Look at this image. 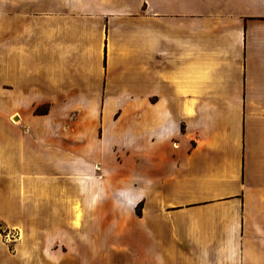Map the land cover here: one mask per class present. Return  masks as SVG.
<instances>
[{
    "label": "crops",
    "instance_id": "obj_1",
    "mask_svg": "<svg viewBox=\"0 0 264 264\" xmlns=\"http://www.w3.org/2000/svg\"><path fill=\"white\" fill-rule=\"evenodd\" d=\"M94 162L142 202L117 263L264 264V0H0V264L82 230Z\"/></svg>",
    "mask_w": 264,
    "mask_h": 264
},
{
    "label": "rangeland",
    "instance_id": "obj_2",
    "mask_svg": "<svg viewBox=\"0 0 264 264\" xmlns=\"http://www.w3.org/2000/svg\"><path fill=\"white\" fill-rule=\"evenodd\" d=\"M50 105H40L38 113L49 112ZM46 114V113H44ZM93 167L107 187L100 190L102 197L86 200L85 226L81 231L65 232L55 237L53 247L40 249L38 264H127L116 259H140L143 255L142 202L136 204L134 217L115 214L113 192L104 164L94 162ZM108 195V196H107ZM0 233L8 251L20 255L28 254L23 233L6 230L0 225ZM21 234V235H20ZM13 236V237H11ZM45 240V238H44ZM52 257L56 261L52 263ZM64 258V259H63Z\"/></svg>",
    "mask_w": 264,
    "mask_h": 264
},
{
    "label": "bare ground",
    "instance_id": "obj_3",
    "mask_svg": "<svg viewBox=\"0 0 264 264\" xmlns=\"http://www.w3.org/2000/svg\"><path fill=\"white\" fill-rule=\"evenodd\" d=\"M78 208H79V207L77 206V209H78ZM80 216H81V213L78 212V213H77V217H76V224H75L76 226L80 224V223H79ZM20 235H21V234H20Z\"/></svg>",
    "mask_w": 264,
    "mask_h": 264
},
{
    "label": "trees",
    "instance_id": "obj_4",
    "mask_svg": "<svg viewBox=\"0 0 264 264\" xmlns=\"http://www.w3.org/2000/svg\"><path fill=\"white\" fill-rule=\"evenodd\" d=\"M44 113H47V112H43V113H41V114H44Z\"/></svg>",
    "mask_w": 264,
    "mask_h": 264
},
{
    "label": "built area",
    "instance_id": "obj_5",
    "mask_svg": "<svg viewBox=\"0 0 264 264\" xmlns=\"http://www.w3.org/2000/svg\"><path fill=\"white\" fill-rule=\"evenodd\" d=\"M11 237H13V236H11Z\"/></svg>",
    "mask_w": 264,
    "mask_h": 264
}]
</instances>
